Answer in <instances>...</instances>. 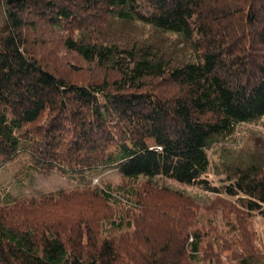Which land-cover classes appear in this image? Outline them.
Wrapping results in <instances>:
<instances>
[{
	"label": "trees",
	"instance_id": "trees-1",
	"mask_svg": "<svg viewBox=\"0 0 264 264\" xmlns=\"http://www.w3.org/2000/svg\"><path fill=\"white\" fill-rule=\"evenodd\" d=\"M123 23L179 35L191 52ZM263 116L264 0H0V264H219L192 214L150 191L116 222L109 203L119 202L104 189L17 198L4 178L163 177L237 196L264 219V169L206 179L215 137ZM239 242L233 264H264L258 246Z\"/></svg>",
	"mask_w": 264,
	"mask_h": 264
},
{
	"label": "rangeland",
	"instance_id": "rangeland-1",
	"mask_svg": "<svg viewBox=\"0 0 264 264\" xmlns=\"http://www.w3.org/2000/svg\"><path fill=\"white\" fill-rule=\"evenodd\" d=\"M119 26L122 29H131L138 39H146L166 49L177 50L180 55L187 56L191 52L190 43L179 35L138 23H123ZM70 76L74 79H87L89 73L85 70L72 71ZM217 137L214 139V146L207 151L209 168L206 179L211 185H221L224 177L235 168L257 165L264 169V116L256 121L237 125L230 137ZM12 174L14 175V170L4 178L3 186L9 189L12 197L17 198L34 199L42 194H55L62 190L68 192L84 186L104 189L119 202L109 203L116 222L120 221L118 216L121 212H125L126 220L129 213H138L144 202L143 198H147L144 191H150L152 201L157 200L155 203H174L179 205L178 213L188 211L192 214L190 229H196L204 235L203 241L207 244L204 248H211L219 254V264L234 263L235 253L243 249L239 246L240 239L248 242L250 246L251 243L258 246L260 251L257 252L264 259V219L244 212L236 202L237 196L233 198L203 191L197 186L163 177L151 181L140 179L138 182H128L116 170H98L83 179L78 176L69 178L56 172L49 175L34 174L30 181L26 180L23 184H12ZM0 203L5 201L1 200ZM239 218L243 221L244 228L239 226ZM107 224L108 222L104 223V227H107L106 233L109 232Z\"/></svg>",
	"mask_w": 264,
	"mask_h": 264
}]
</instances>
